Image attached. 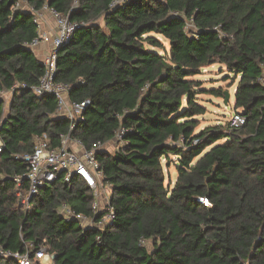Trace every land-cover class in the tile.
<instances>
[{
  "label": "trees",
  "instance_id": "1",
  "mask_svg": "<svg viewBox=\"0 0 264 264\" xmlns=\"http://www.w3.org/2000/svg\"><path fill=\"white\" fill-rule=\"evenodd\" d=\"M113 1L28 3L84 23L57 49L55 80L70 84V100L90 101L72 131L85 148L125 129L123 144L96 155L111 185L114 219L103 229H83L59 214L62 202L90 214L91 194L76 180L43 187L28 210L20 205L11 176L22 174L25 162L15 155L32 151L34 135L56 144L68 128L52 116L53 95L25 88L5 115L0 99V249L32 257L43 247L54 254L52 264H264V88L257 82L264 72V0ZM13 4L0 0L6 90L36 84L43 71L29 47L38 35L32 14ZM213 63L238 78L234 108L246 122L196 132L195 116L205 108L192 76ZM211 92L222 96L219 88ZM171 157L176 178L169 188L162 161ZM0 264L19 263L0 255Z\"/></svg>",
  "mask_w": 264,
  "mask_h": 264
},
{
  "label": "built area",
  "instance_id": "2",
  "mask_svg": "<svg viewBox=\"0 0 264 264\" xmlns=\"http://www.w3.org/2000/svg\"><path fill=\"white\" fill-rule=\"evenodd\" d=\"M123 0H114L112 4ZM13 9H27L32 14V21L36 24L38 35L29 43L33 50L39 44L48 45L47 53L43 57V71L36 84L27 87L24 83H15L10 89L0 88V99L9 94L11 98L14 93L19 94L21 90L28 88L34 95H53L56 99L54 118H64L68 121L66 132L57 135V143L53 144L47 134H36L33 136L32 151L26 154L15 155L25 162V171L22 174H13L12 180L16 184L15 195L20 205L28 210L32 207L33 198L48 184L60 180L64 184L71 181H79L91 194L90 214L77 212L65 202L58 208L59 214L66 221H76L79 226L85 228L103 229L114 219L115 213L110 202L111 185L103 181V174L96 158L101 150L106 151L105 145L100 141L95 142L90 148H85L82 141L72 135L75 125L83 121V113L90 104L88 99L83 101L70 100L68 91L70 84L55 80L56 55L59 46L64 44L80 25L84 23L72 22L67 16L57 12L48 5L35 9L28 0H14ZM51 16L55 23L54 30L44 29V15ZM175 14V13H174ZM257 82L264 88V74L260 75ZM246 118L240 111H233L227 119V129L236 130L244 125ZM124 128L118 129L112 140L116 146L120 145ZM2 143L0 141V150ZM107 152V151H106ZM111 151L110 153H112ZM200 202L207 200L200 198ZM143 243L144 240L140 239ZM0 255L15 258L19 264H32L38 260L40 264H52L54 254L48 253L43 247L34 252L30 257L28 254L5 251L0 249Z\"/></svg>",
  "mask_w": 264,
  "mask_h": 264
},
{
  "label": "rangeland",
  "instance_id": "3",
  "mask_svg": "<svg viewBox=\"0 0 264 264\" xmlns=\"http://www.w3.org/2000/svg\"><path fill=\"white\" fill-rule=\"evenodd\" d=\"M51 19V25L47 29L52 31L55 28V23L52 17ZM95 22L102 24L101 19H97ZM155 37L160 40L166 49H168L167 40L158 35H155ZM151 49L156 50L155 48ZM192 78L200 81V88L203 90L197 94L196 102L205 108V112L203 114L195 116V118L198 119V125L196 126L195 131L197 132L206 126L215 125H220L226 129L228 117L233 111L238 110L234 108V93L238 78H234L233 73H230L224 65H220L218 63H213L204 67L201 69V72L195 74ZM216 88H219L222 91V96H215L212 94L211 90ZM225 92L229 93V99L226 105L224 104ZM3 102V111L5 115L10 110L12 102L11 95H5ZM105 146V150L108 153L116 149L114 141H109ZM171 159L173 161L170 163H167L166 160L162 161L165 176L164 185L169 188L173 186L176 178L175 157H171ZM205 204L208 203L206 202Z\"/></svg>",
  "mask_w": 264,
  "mask_h": 264
},
{
  "label": "crops",
  "instance_id": "4",
  "mask_svg": "<svg viewBox=\"0 0 264 264\" xmlns=\"http://www.w3.org/2000/svg\"><path fill=\"white\" fill-rule=\"evenodd\" d=\"M43 17H44V29H47L51 25L52 19L47 14H45ZM47 48H48V45L41 43L35 49H33L32 51L34 52L35 56L40 61H42L43 57L47 53Z\"/></svg>",
  "mask_w": 264,
  "mask_h": 264
},
{
  "label": "water",
  "instance_id": "5",
  "mask_svg": "<svg viewBox=\"0 0 264 264\" xmlns=\"http://www.w3.org/2000/svg\"><path fill=\"white\" fill-rule=\"evenodd\" d=\"M229 99V93L225 92L224 93V104L226 105Z\"/></svg>",
  "mask_w": 264,
  "mask_h": 264
}]
</instances>
